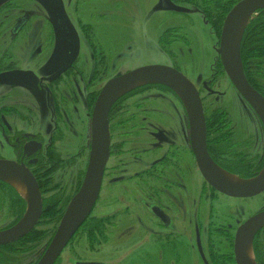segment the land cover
Listing matches in <instances>:
<instances>
[{
    "label": "flooded vegetation",
    "instance_id": "flooded-vegetation-1",
    "mask_svg": "<svg viewBox=\"0 0 264 264\" xmlns=\"http://www.w3.org/2000/svg\"><path fill=\"white\" fill-rule=\"evenodd\" d=\"M169 1L187 11L162 9L160 0L155 6L151 0H0V161L27 170L41 205L40 216L27 234L0 245L5 248L1 255L6 261L8 257L13 263L17 256L10 255L18 252L25 253L18 264L23 256V264H38L82 184L100 91L109 81L138 68H172L195 88L202 108L205 150L218 177L221 170L243 184L264 175V124L231 83L218 54L224 20L241 0H216L204 10ZM160 11L201 16L210 30L208 47L202 51L189 36L172 33V41H183L170 44L176 43V51L188 57L187 61L177 66L153 63L140 67L130 62L111 69L124 54V46H133L137 54L149 47L150 37L145 34L147 40L139 45L142 38L133 39L138 33H133L131 26ZM161 45L173 59L175 47ZM245 62L241 65L247 82L264 98L256 76L260 72L255 70L259 64L251 62L255 64L250 71ZM186 63L197 72L203 69L206 76L198 73L194 83L183 70ZM222 82L240 97L246 109L234 111L222 105L227 96ZM156 87L170 88L163 84ZM172 90L183 100L182 94ZM130 95L118 97L109 107V151L98 196L53 264H179L184 260L237 264L236 233L264 212V189L237 196L208 183L192 145L191 117L186 116L184 105V111L170 112L171 120L163 119L159 107H150L156 103L154 96L136 99L123 109L137 92ZM204 95L212 97L214 104L207 105ZM250 115L257 124L256 133L248 130ZM257 134L261 150L251 156ZM5 174L24 183L16 173L0 174V189L7 193L6 199L0 196V212L10 207L22 215L16 224L0 227V233L19 225L30 200L1 179ZM43 223L50 231L39 228ZM250 240L248 260L264 264V226ZM40 243L44 246L38 250Z\"/></svg>",
    "mask_w": 264,
    "mask_h": 264
},
{
    "label": "water",
    "instance_id": "water-1",
    "mask_svg": "<svg viewBox=\"0 0 264 264\" xmlns=\"http://www.w3.org/2000/svg\"><path fill=\"white\" fill-rule=\"evenodd\" d=\"M159 7L177 12L187 11L174 6L169 0H160ZM260 9H264V0H241L231 9L223 23L218 54L231 83L251 108L257 112L264 124V98L249 85L242 70L240 43L244 30L239 38L237 48H233L232 44L233 34L240 21L247 16L250 17L252 13ZM147 82L166 85L184 96L191 117L192 145L201 166L203 177L208 183L227 194L237 196L253 195L264 189V175L246 185L229 184L217 176L215 167L210 162L205 150V131L199 96L183 75L172 68L160 65L138 68L109 81L100 91L93 113L92 147L82 184L69 203L38 264H53L55 262L69 239L89 215L95 203L101 183V173L109 151L107 113L110 105L120 97L123 89L136 83ZM4 172L16 173L24 181L30 200L28 212L19 225L0 233V245L9 244L27 234L41 213L39 193L27 170L15 168L12 163L0 161V174ZM262 226H264V212L254 216L238 229L235 243L237 264H251L246 255V243Z\"/></svg>",
    "mask_w": 264,
    "mask_h": 264
},
{
    "label": "rangeland",
    "instance_id": "rangeland-1",
    "mask_svg": "<svg viewBox=\"0 0 264 264\" xmlns=\"http://www.w3.org/2000/svg\"><path fill=\"white\" fill-rule=\"evenodd\" d=\"M145 1V0H143ZM176 2L182 4V5H189L191 6L192 4L194 6H199L202 10L204 9H210L211 5L213 2H215L216 0H175ZM228 1V0H225ZM233 3L236 2V0H231ZM238 1V0H237ZM189 2V3H188ZM157 3V0H151V4L152 6H155ZM261 10V9H260ZM256 12V11H255ZM254 13H252L249 17L252 18L254 17ZM167 24H170V28L167 29ZM129 26V24H128ZM133 33H138V37H133L134 40L139 41L140 37L142 38L141 41H139V45L142 44V41L144 42L146 39L145 34L148 35L149 40V47L147 49H145L143 52L137 54L136 49L135 52L132 50L131 48L125 47L124 46V54H120V57L118 59L117 62L114 63V65H111V69H115L117 70L120 66L122 65H129L130 62L132 64V66H141V65H145V64H174V65H178V63H181L182 61H187L188 57H183V54L181 52V54H179L180 50L177 52V44H170V42H177V43H181V40L178 41H172L170 38H172V33L174 34H179L183 33V35L181 36H189L191 41H197V44L199 47H201L202 51L208 47L209 42L211 41V38L209 37V26L205 24V21H203V18L201 16H199L197 13H192L190 15H171L169 12H154L152 14V18L147 19L145 21L141 20L140 18L134 22V25L131 26ZM171 36V37H170ZM166 43L167 47L170 45L175 47V50L173 52L174 54V58L171 59L167 56L165 49L162 47L161 43ZM151 46L153 47L151 49ZM163 50V51H162ZM203 56V55H202ZM251 62H254L253 60L249 59L247 60V62H245L246 64H249L248 68L252 69V67H254L253 63L251 65ZM259 66V65H258ZM185 74L194 82L195 78L197 76L198 73L202 74V77H205L207 72H204L203 69H199V72H197L195 68H192L191 66L188 65V63H186L185 67L183 68ZM255 70H259L262 71L264 70V62L262 63V65H260L259 67H255ZM261 73V72H260ZM262 74V73H261ZM262 82L258 81V84L261 85L262 89H264V78L261 79ZM195 83V82H194ZM158 84L157 83H136L133 84L132 86L127 87L126 89H123L121 92L120 97H127L128 95H130L131 93L137 92V95H134L128 100L126 103H124V107L123 109H126L127 106L128 108L131 107V103L138 99H148L151 97H155V101L156 103H152L150 107H159V111L158 114L160 115L161 118L163 119H169L171 120V115L170 112L171 111H175V113L177 114V109H183L185 108V113L186 116L188 118H190V114L189 113V107L187 105V102L185 100V98L183 97V100L181 99V101L179 100V98H176V96L172 93V89H167V88H163V89H159L158 87H156ZM221 89L222 90H227V96L224 98V102H222V105H228L229 107H232L235 111V109L237 110H242V109H246L245 105L243 104L242 100L240 99V97L232 90L230 89V87L228 85H226V83L222 82L221 85ZM174 92V91H173ZM177 92V91H175ZM131 96V95H130ZM206 98V104H214L213 98L204 95ZM127 104V106H125ZM184 108H183V105ZM210 107V106H209ZM131 109V108H130ZM235 113V112H234ZM251 118L253 119V117L250 115L249 118V128L248 130L250 131V133L254 132L256 133V129L257 128V124L253 121H251ZM122 119H126V115L125 112H123L122 114ZM238 120V119H237ZM164 124V123H163ZM124 128V127H123ZM159 128V127H158ZM164 128V127H161ZM172 129V128H171ZM256 137V145L253 146L252 151L250 152V155L253 156L255 154H258L261 150V144L260 141L258 139V134L255 135ZM139 137H137L138 139ZM134 144H135V139H134ZM64 191H66L67 193L69 192V188L68 186L65 185V183L62 184ZM7 193L5 191H2L0 189V196H3L4 199H6V195ZM7 201V200H6ZM252 204V200L250 201V205ZM22 215L21 211H16V210H12L10 207L8 209L5 208L4 211L0 212V227H5V226H12L14 224H16L19 220L20 217ZM45 224L47 223H43L42 226H40V229H47L48 225L45 226ZM47 231H50V229H47ZM42 232V231H41ZM43 236V235H42ZM190 233L188 232V237L187 240L189 239ZM44 237V236H43ZM43 244L40 243L38 245V250L41 248H43ZM6 253L10 254L11 251L7 250ZM39 253V252H37ZM107 253V252H105ZM187 253V252H186ZM25 254V253H13L10 255V257H15L17 256V258H15V261L13 263L11 262V259L8 261L3 262V256L0 255V264H6V262H8L9 264H18V260L20 259L21 255ZM19 258V259H18ZM26 256L22 257V264L23 261L25 260ZM254 258V257H252ZM251 258V259H252ZM29 260L27 259L26 262H28ZM192 261L190 260H184V261H180L179 264H191Z\"/></svg>",
    "mask_w": 264,
    "mask_h": 264
},
{
    "label": "trees",
    "instance_id": "trees-1",
    "mask_svg": "<svg viewBox=\"0 0 264 264\" xmlns=\"http://www.w3.org/2000/svg\"><path fill=\"white\" fill-rule=\"evenodd\" d=\"M259 12L260 14L245 27L242 34L240 43V58L243 65L248 58L257 62L259 66L264 62V9H261ZM259 72L262 74L260 73V75H256L257 78H259L258 81L264 78V70L263 72ZM260 88L261 87H259V89ZM4 250L5 248H0V255ZM8 260L9 258L7 257V261ZM5 261L6 258L3 257V262Z\"/></svg>",
    "mask_w": 264,
    "mask_h": 264
},
{
    "label": "bare ground",
    "instance_id": "bare-ground-1",
    "mask_svg": "<svg viewBox=\"0 0 264 264\" xmlns=\"http://www.w3.org/2000/svg\"><path fill=\"white\" fill-rule=\"evenodd\" d=\"M248 18H249V16L243 18L240 21V23L238 24V26H237V28L235 30V33L233 34V41H232L233 48H237L238 42H239V38L241 37L242 31L244 30V28L247 25V22L249 20ZM218 175L223 181H225V182H227L229 184H238V185H240L239 183H241V185H246V184L251 183V182H246V183L244 182L242 184L241 181H238L236 178L232 177L231 175H228V174L224 173L221 170H218ZM1 179L6 181L7 183H9L12 187H14L15 190L20 194V196L22 198H24L26 201L29 200L28 190H27L26 186L17 176H14L12 174H5V175L1 176ZM246 251H247L249 257H251V250H250L249 243H247Z\"/></svg>",
    "mask_w": 264,
    "mask_h": 264
}]
</instances>
